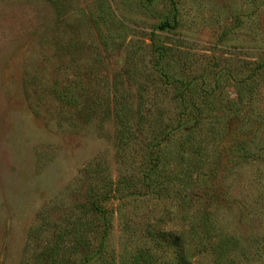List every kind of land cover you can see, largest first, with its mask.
<instances>
[{
	"label": "rangeland",
	"instance_id": "obj_1",
	"mask_svg": "<svg viewBox=\"0 0 264 264\" xmlns=\"http://www.w3.org/2000/svg\"><path fill=\"white\" fill-rule=\"evenodd\" d=\"M87 1L112 15L89 26L77 72L89 63L96 103L117 99L121 116L98 110L72 129L46 112L54 102L35 115L23 82L58 65L41 45L64 36L51 6L0 0V264H45L37 253L76 217L89 221L86 264L118 261L151 229L189 236L193 218L264 264V0ZM119 181L129 188L109 190Z\"/></svg>",
	"mask_w": 264,
	"mask_h": 264
},
{
	"label": "trees",
	"instance_id": "obj_2",
	"mask_svg": "<svg viewBox=\"0 0 264 264\" xmlns=\"http://www.w3.org/2000/svg\"><path fill=\"white\" fill-rule=\"evenodd\" d=\"M43 1L47 2L53 10L54 30L63 31L64 36L62 39L55 38L50 43L45 38H41L42 47L50 50V55L45 57L44 62L49 63L53 60L54 63H58L51 70V80L47 81L48 84L45 80L43 81V76H48L45 68L43 72L36 70L32 74L25 75L23 80L25 88L36 89L35 107L32 112L38 116L40 106L54 102L52 104L54 110L47 107L46 112H52L58 126L72 129L89 125L90 119L98 110L105 116L114 112L120 117L117 99L111 100L113 105L110 102L104 104V101L96 103L97 99L90 85L94 77L91 79L89 76V66H87L89 63L83 69V73L77 72L78 69L81 70L83 64L85 66V57L89 56V54L86 55L89 52V26L100 29L101 25L110 24L109 16L111 17L112 14L108 11V18H105L98 12H89L87 0ZM106 6H110L109 3H106ZM159 27L164 29L171 25L163 23ZM97 34L95 36L101 40V32L97 31ZM69 71L70 73H67ZM110 86H113V82ZM114 88L118 89L116 85ZM122 128L124 127H121V132ZM150 172L151 168L148 173ZM147 177L148 175L145 174L144 179ZM111 186L113 187V184ZM114 186L116 188L111 187L109 190L121 192L129 188L123 185L122 181L115 183ZM91 193L94 192L91 191ZM99 201H102L100 197L93 196L89 204V209L95 215L102 212L98 206ZM151 221L148 220L146 225L149 230L152 228ZM208 221L209 219H205L197 222L194 218L191 219L188 224L190 235H184V237L181 233L171 234L151 229L153 231L148 232L147 241L138 245L134 244L129 255L120 257L118 261L112 259L110 263L100 261L98 264H200L197 258L200 255L210 259L207 264H244L242 261L245 260L246 252L240 240L233 234H223L218 227ZM38 231L37 228L34 230V237L37 236ZM56 236L55 242L50 247L37 253L35 262L68 264V260H73V256L79 255L80 264L88 263L89 250L94 252L89 244V221L76 217L73 222H67L64 229ZM185 246L189 249L187 250ZM101 247L102 243L98 250H101Z\"/></svg>",
	"mask_w": 264,
	"mask_h": 264
}]
</instances>
